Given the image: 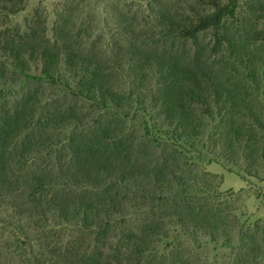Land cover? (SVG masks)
I'll return each mask as SVG.
<instances>
[{"label":"trees","instance_id":"1","mask_svg":"<svg viewBox=\"0 0 264 264\" xmlns=\"http://www.w3.org/2000/svg\"><path fill=\"white\" fill-rule=\"evenodd\" d=\"M19 10L0 0V239L27 264H264V226L205 170L264 182V0L107 39L1 21Z\"/></svg>","mask_w":264,"mask_h":264},{"label":"rangeland","instance_id":"2","mask_svg":"<svg viewBox=\"0 0 264 264\" xmlns=\"http://www.w3.org/2000/svg\"><path fill=\"white\" fill-rule=\"evenodd\" d=\"M5 2L7 6L14 3L20 8L13 15L1 18V21L9 22L12 28L24 29L36 16L45 23L48 31H51L57 15L64 13L77 23H83L84 31L86 29L88 32L93 31L107 39L116 33V28L122 20L138 22L144 18H154L160 8L171 9L200 3L201 0H5ZM148 4L150 9L147 7ZM205 170L220 177L221 192H239L236 194L235 204L245 213L242 222L253 225L259 221V224L264 226V182L261 183L254 178L246 181L234 173L227 172L218 164L206 166ZM0 264H27L18 257L16 245L8 232H4L0 239Z\"/></svg>","mask_w":264,"mask_h":264}]
</instances>
